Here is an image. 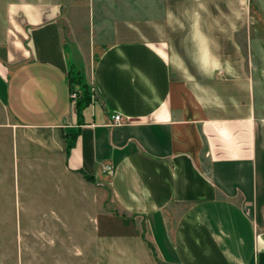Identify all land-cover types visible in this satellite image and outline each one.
<instances>
[{"label":"crops","instance_id":"obj_1","mask_svg":"<svg viewBox=\"0 0 264 264\" xmlns=\"http://www.w3.org/2000/svg\"><path fill=\"white\" fill-rule=\"evenodd\" d=\"M86 1L0 0V105L107 183L97 263L264 264L256 0H88V24ZM76 74L96 95L80 115Z\"/></svg>","mask_w":264,"mask_h":264},{"label":"rangeland","instance_id":"obj_2","mask_svg":"<svg viewBox=\"0 0 264 264\" xmlns=\"http://www.w3.org/2000/svg\"><path fill=\"white\" fill-rule=\"evenodd\" d=\"M88 6L80 9L86 24ZM251 10L248 58L264 112V0ZM116 210L105 181L70 171L60 153L26 142L0 105V264H98L105 218Z\"/></svg>","mask_w":264,"mask_h":264},{"label":"trees","instance_id":"obj_3","mask_svg":"<svg viewBox=\"0 0 264 264\" xmlns=\"http://www.w3.org/2000/svg\"><path fill=\"white\" fill-rule=\"evenodd\" d=\"M75 76H72L70 79L71 84L69 89L76 90L78 92V98L75 101V105L78 115H80L83 107L88 105L90 102L91 91L89 90L88 85L84 81H81L80 76L77 74ZM84 177L89 180L94 179V176L88 174H85Z\"/></svg>","mask_w":264,"mask_h":264},{"label":"built area","instance_id":"obj_4","mask_svg":"<svg viewBox=\"0 0 264 264\" xmlns=\"http://www.w3.org/2000/svg\"><path fill=\"white\" fill-rule=\"evenodd\" d=\"M70 96H71V99H72V100L74 101V103H75L76 99L78 98V92H77L76 90H70ZM91 97H92V99H94V92H93V90H92ZM112 118H113V124H121V123L124 122L123 118H122L121 115L118 114V113L113 114V115H112ZM103 171H104L106 174L110 175L111 172H112V168H111V166H109V165H105V166L103 167Z\"/></svg>","mask_w":264,"mask_h":264}]
</instances>
